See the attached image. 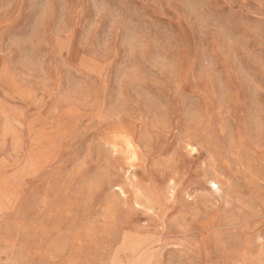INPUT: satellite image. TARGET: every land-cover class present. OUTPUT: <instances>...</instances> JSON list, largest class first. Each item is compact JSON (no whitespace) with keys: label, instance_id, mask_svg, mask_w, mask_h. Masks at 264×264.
I'll use <instances>...</instances> for the list:
<instances>
[{"label":"rangeland","instance_id":"rangeland-1","mask_svg":"<svg viewBox=\"0 0 264 264\" xmlns=\"http://www.w3.org/2000/svg\"><path fill=\"white\" fill-rule=\"evenodd\" d=\"M0 264H264V0H0Z\"/></svg>","mask_w":264,"mask_h":264},{"label":"bare ground","instance_id":"bare-ground-1","mask_svg":"<svg viewBox=\"0 0 264 264\" xmlns=\"http://www.w3.org/2000/svg\"><path fill=\"white\" fill-rule=\"evenodd\" d=\"M213 184H216L215 182H213ZM115 226V225H114ZM215 252V251H214ZM217 257V256H216ZM220 261H221V258H220Z\"/></svg>","mask_w":264,"mask_h":264}]
</instances>
